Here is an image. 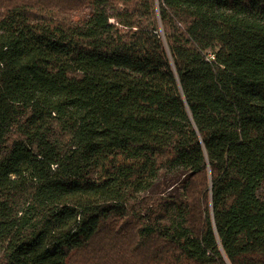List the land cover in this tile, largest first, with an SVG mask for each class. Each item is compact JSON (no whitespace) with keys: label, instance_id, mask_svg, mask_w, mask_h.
<instances>
[{"label":"trees","instance_id":"1","mask_svg":"<svg viewBox=\"0 0 264 264\" xmlns=\"http://www.w3.org/2000/svg\"><path fill=\"white\" fill-rule=\"evenodd\" d=\"M0 264H264V0H0Z\"/></svg>","mask_w":264,"mask_h":264}]
</instances>
